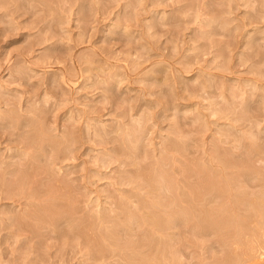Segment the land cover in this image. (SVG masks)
I'll use <instances>...</instances> for the list:
<instances>
[{
    "label": "rangeland",
    "instance_id": "obj_1",
    "mask_svg": "<svg viewBox=\"0 0 264 264\" xmlns=\"http://www.w3.org/2000/svg\"><path fill=\"white\" fill-rule=\"evenodd\" d=\"M262 211L264 0H0V264H264Z\"/></svg>",
    "mask_w": 264,
    "mask_h": 264
},
{
    "label": "bare ground",
    "instance_id": "obj_2",
    "mask_svg": "<svg viewBox=\"0 0 264 264\" xmlns=\"http://www.w3.org/2000/svg\"><path fill=\"white\" fill-rule=\"evenodd\" d=\"M169 186H170V184H169ZM18 188V187H17ZM168 188V187H167ZM193 189H195V188H193ZM192 189V190H193ZM191 191V190H190ZM222 195V194H221ZM220 196V195H219ZM191 198V197H190ZM182 199V198H181ZM189 199V198H188ZM176 201V200H175ZM172 203V202H171ZM175 204V203H174ZM247 204V203H246ZM172 205V204H171ZM177 205V204H176ZM197 206V205H196ZM249 206V205H248ZM221 207V206H220ZM220 207H219V209H220ZM223 207H225V206H223ZM247 207V206H246ZM208 209H210L209 207H207ZM178 209V208H177ZM207 209V210H208ZM221 209H222V207H221ZM166 210V209H165ZM184 210V209H183ZM203 210V209H202ZM215 210V209H214ZM180 211V210H179ZM188 211V210H187ZM209 211H211V210H209ZM216 211H218V210H216ZM223 211V210H222ZM256 211V210H255ZM177 212V211H176ZM202 212V211H201ZM207 212V211H206ZM212 212V211H211ZM263 212V211H262ZM180 213V212H179ZM229 213V212H228ZM264 213V212H263ZM178 214V213H177ZM184 214H185V211H184ZM209 214H211V213H208V215ZM260 214H261V212H260ZM216 215H220V212L218 213V214H216ZM55 216H56V214H55ZM60 216V215H59ZM173 215H171V217H172ZM179 216V215H178ZM221 216V215H220ZM251 216V215H250ZM262 216V215H261ZM191 217V216H190ZM197 217V216H196ZM212 217V216H211ZM132 218V217H131ZM182 218V217H181ZM185 219H186V217H184ZM192 218H195V217H192ZM216 218V217H215ZM221 218H222V216H221ZM240 218V217H239ZM261 218H264V217H261ZM200 219V218H199ZM228 219V218H227ZM237 219V218H236ZM241 219V218H240ZM154 220V219H153ZM157 220H158V218H157ZM168 220V219H167ZM212 220H214V219H212ZM230 220V219H229ZM229 220H227V221H229ZM231 220H233V219H231ZM239 220V219H238ZM132 221V220H131ZM145 221V220H144ZM160 221H162V220H160ZM164 221V220H163ZM162 221V222H163ZM170 221H172L171 219H170ZM209 221V220H208ZM224 222H225V220H223ZM226 221V222H227ZM250 221V220H249ZM164 222H166V220L164 221ZM163 222V223H164ZM206 222V221H205ZM212 222V221H211ZM214 222V221H213ZM221 222V221H220ZM225 222V223H226ZM233 222V221H232ZM247 222V221H246ZM159 223H161V222H159ZM162 223V224H163ZM168 223V222H167ZM223 223V222H222ZM235 222H233L232 223V225L234 224ZM244 223V222H243ZM156 224H158V223H156ZM206 224H208V223H206ZM210 224V223H209ZM219 224V223H218ZM231 224V223H230ZM246 224V223H245ZM226 225H229V223L228 224H226ZM225 225V226H226ZM161 226H163V225H161ZM199 226V225H198ZM198 226H196V227H198ZM207 226V225H206ZM231 226V225H230ZM243 226V225H242ZM261 226V225H260ZM208 227V226H207ZM259 228V227H258ZM196 230V229H195ZM233 230V229H232ZM241 230V229H240ZM253 230V229H252ZM223 231H224V229H223ZM224 232H226V231H224ZM245 232V231H244ZM231 233H233V232H231ZM258 233V232H257ZM221 234V233H220ZM245 234V233H244ZM262 234V233H261ZM239 235V234H238ZM251 235H252V233H251ZM258 235H260V233L258 234ZM233 236V235H232ZM264 237V236H263ZM229 239V238H228ZM233 239V238H232ZM150 240V239H149ZM222 240V239H221ZM225 241V240H224ZM224 241H222V242H224ZM233 241V240H232ZM252 241V240H251ZM159 242V241H158ZM247 242V241H246ZM262 242V241H261ZM225 243V242H224ZM232 243V242H231ZM239 243H242V242H239ZM254 244V243H253ZM246 245V244H245ZM255 245V244H254ZM226 246H228V245H226ZM261 247H262V245H261ZM263 248V247H262ZM249 254V253H248ZM252 254V253H251ZM250 254V255H251ZM135 255V254H134ZM160 255V254H159ZM232 255V254H231ZM263 255V254H262ZM156 257V256H155ZM231 257V256H230ZM152 258H154V257H152ZM158 258V257H157ZM234 258V257H233ZM150 260V259H149ZM253 260V259H252ZM142 261V260H141ZM133 263V262H132ZM141 263V262H140ZM136 264V263H135ZM147 264V263H146Z\"/></svg>",
    "mask_w": 264,
    "mask_h": 264
}]
</instances>
